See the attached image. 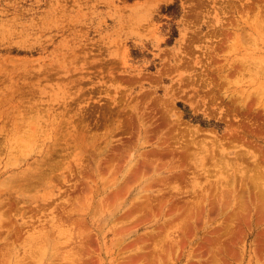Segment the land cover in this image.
<instances>
[{
	"label": "rangeland",
	"instance_id": "rangeland-1",
	"mask_svg": "<svg viewBox=\"0 0 264 264\" xmlns=\"http://www.w3.org/2000/svg\"><path fill=\"white\" fill-rule=\"evenodd\" d=\"M0 222V264H264V0H0Z\"/></svg>",
	"mask_w": 264,
	"mask_h": 264
},
{
	"label": "bare ground",
	"instance_id": "bare-ground-1",
	"mask_svg": "<svg viewBox=\"0 0 264 264\" xmlns=\"http://www.w3.org/2000/svg\"><path fill=\"white\" fill-rule=\"evenodd\" d=\"M135 118V117H134ZM160 119V118H159ZM137 120V119H136ZM135 120V122H134V127H133V131H132V134H133V136H137L138 134H137V132H136V130L137 131H139L140 129H141V127L142 126H147L148 125V123H150V125L153 127L155 124H157V123H154V122H152L151 120H154L155 122H156V120H155V116L154 115H150V117H148V118H143V122H140V121H136ZM161 126V125H160ZM199 131V130H198ZM140 132V131H139ZM201 134V133H200ZM134 140V138H132V139H127V138H123V137H120L119 139H117V140H115V141H111V143H110V148H111V150L113 151V152H116V153H120V152H122L124 149H126V148H128L129 147V145L131 144V142ZM198 146H202V142L200 141V142H198ZM187 148V146L186 147H184V150ZM156 154V153H155ZM159 155H160V157H162V158H167V159H169V161L171 162L170 164H168L167 166H165L166 167V169H167V173H177V164H176V161L174 162V159H175V151L174 150H172V149H170V148H168V147H165V148H163L162 149V151H161V153H159ZM143 156V158L142 159H140L139 161H140V163L139 164H146V163H148L149 162V164H147V167L149 168V170L151 169V165H150V163H153V160L152 159H150V158H148V154H143L142 155ZM159 158V157H158ZM196 162V161H195ZM127 177H128V175H127ZM166 178H171L170 177V175H167V176H165ZM163 180V179H162ZM160 181V179L158 178V177H155L154 178V180H153V183H151L150 184V186L151 187H153V186H155L158 182ZM70 190V188H68V191ZM204 196V195H203ZM205 197V196H204ZM203 197V198H204ZM205 199V198H204ZM204 202H205V200H204ZM194 212V211H193ZM21 217V216H20ZM30 217H32L31 215H29L28 214V212H24L23 214H22V217H21V219H23V223H22V225L20 226V229H19V232H21L25 227H30L31 226V219H29ZM186 218H188L187 216H186ZM2 223L0 222V237L2 236V235H4V232L2 231V229H1V227H2Z\"/></svg>",
	"mask_w": 264,
	"mask_h": 264
}]
</instances>
